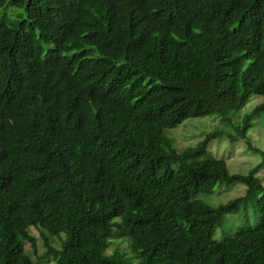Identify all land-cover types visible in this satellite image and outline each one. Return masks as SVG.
Masks as SVG:
<instances>
[{"label": "trees", "instance_id": "16d2710c", "mask_svg": "<svg viewBox=\"0 0 264 264\" xmlns=\"http://www.w3.org/2000/svg\"><path fill=\"white\" fill-rule=\"evenodd\" d=\"M254 96L233 141L264 115V0H0V264H264V151L236 174L220 130L165 134Z\"/></svg>", "mask_w": 264, "mask_h": 264}, {"label": "rangeland", "instance_id": "374dc122", "mask_svg": "<svg viewBox=\"0 0 264 264\" xmlns=\"http://www.w3.org/2000/svg\"><path fill=\"white\" fill-rule=\"evenodd\" d=\"M6 9L2 11L5 13ZM237 98L233 92L224 93L220 101L222 102H234ZM263 102V98L260 96H254L250 102L236 114L235 111L232 113L233 121L228 123L226 119L220 118L217 115H213L214 106L208 104L202 112V116L199 118H191L186 120L184 123L178 125L175 128L166 130L165 134L171 138L178 148L195 147L205 135L215 130H220L222 135L215 138L209 146V154L217 159H223L227 162L229 169L232 173L246 175L251 169L258 165L262 161L261 154L255 152L252 147L258 148L264 151V115H259L253 120V127L248 133V137L244 139L231 140L230 134H235L236 128L242 126L243 117ZM223 103L219 102L218 105L222 106ZM236 114V115H235ZM227 122V123H226ZM264 184V170L260 173ZM218 188V187H217ZM216 188V190H217ZM215 190V191H216ZM246 186L243 184L233 185L227 191L218 190L214 197V203L222 204L234 200L240 196L245 195ZM237 216V215H235ZM226 217L227 222L224 226L220 227L225 235H233L237 232L239 226H242V219H232ZM31 233L37 238L39 247V256L45 253V246L43 239L41 238L38 231L31 229ZM53 240V238H52ZM56 242V240H53ZM126 244L123 243L122 247ZM27 253L30 254L37 264H55L54 259L39 260L32 253V247L30 244L25 245Z\"/></svg>", "mask_w": 264, "mask_h": 264}]
</instances>
